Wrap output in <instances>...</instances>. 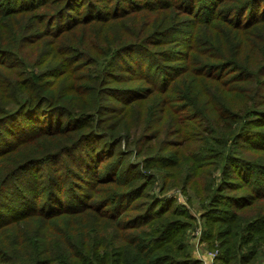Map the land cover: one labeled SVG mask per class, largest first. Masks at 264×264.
<instances>
[{
  "label": "trees",
  "instance_id": "1",
  "mask_svg": "<svg viewBox=\"0 0 264 264\" xmlns=\"http://www.w3.org/2000/svg\"><path fill=\"white\" fill-rule=\"evenodd\" d=\"M171 187L264 264V0H0V264H201Z\"/></svg>",
  "mask_w": 264,
  "mask_h": 264
},
{
  "label": "rangeland",
  "instance_id": "2",
  "mask_svg": "<svg viewBox=\"0 0 264 264\" xmlns=\"http://www.w3.org/2000/svg\"><path fill=\"white\" fill-rule=\"evenodd\" d=\"M156 189H158V187ZM161 195L165 196V197H172V199H174L173 203H175L176 205H180V207H183V208L185 207L187 209V211H189V213L192 215V217H193V221H192L193 229L190 231V228H188L187 240L189 241V244L191 245L194 257L196 259H198L201 264H203V261H202L203 259L200 260L199 256L200 257L203 256V258H204V255H203L204 252H206L207 255H209V256H211V254H214V253L217 254L216 249L206 251L203 248V247H205L204 242H201L198 245H195V238L198 237V239H199L200 234H201L202 219L200 218V216L196 212L197 208H195L194 206L191 208V206H190V205H192L191 202L195 201V199L193 197V193L189 190H188V192H183L181 190V188H179V187H171L168 190H166L165 192H162ZM200 246H202V247H200ZM210 264H213V262L212 263L210 262Z\"/></svg>",
  "mask_w": 264,
  "mask_h": 264
},
{
  "label": "built area",
  "instance_id": "3",
  "mask_svg": "<svg viewBox=\"0 0 264 264\" xmlns=\"http://www.w3.org/2000/svg\"><path fill=\"white\" fill-rule=\"evenodd\" d=\"M198 241H199V239H198V237H196L195 238V245H198ZM204 258H203V256L202 257H200L199 256V258H200V260H202L203 261V264H210V262L212 263L213 262V264H214V259H215V257H216V253H214V254H211V256H209V255H207V253L206 252H204Z\"/></svg>",
  "mask_w": 264,
  "mask_h": 264
}]
</instances>
